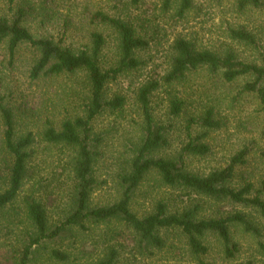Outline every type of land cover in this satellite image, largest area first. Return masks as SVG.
I'll use <instances>...</instances> for the list:
<instances>
[{
	"label": "trees",
	"instance_id": "1",
	"mask_svg": "<svg viewBox=\"0 0 264 264\" xmlns=\"http://www.w3.org/2000/svg\"><path fill=\"white\" fill-rule=\"evenodd\" d=\"M147 1L129 0V6L139 11ZM263 1L240 0L237 4L239 11L244 12L263 8ZM193 4L194 0H165L162 13L168 14L175 5V19L185 20L194 9ZM40 10L34 9L33 2L29 0H8L7 8H0V43L6 42L12 63L23 46H28L34 52L35 61L29 72L31 81L70 80L82 74L83 92H79L73 83L69 95L75 97L74 108L65 105V114L61 119L46 118L43 124L40 121L38 133L30 129L19 133L18 122L29 125L38 120L29 118L21 121L12 108L4 105V98L0 96L3 125L0 186L4 185L0 190V217L8 222L9 241L14 233L13 228L19 229L21 225L26 230L16 251V264H31L34 254L44 244L63 240L75 230L91 233L94 228H101L104 250L92 264H124L127 251L129 257L135 259L152 257L167 248L165 232L181 235L189 254L199 264H205L202 259L210 253L205 242L209 236L218 239L224 259L229 262H235L241 253L239 244L233 238V228H242L245 234L255 239L263 238L264 228L253 222V214L237 210L241 207L258 213L264 219V184L261 188H256L251 182L239 187L234 185L238 168L248 164L250 148L245 147L233 156L224 169L205 175L190 171L186 160L209 156L211 148L206 142L208 132L219 130L222 124L215 119L212 108L201 114L191 113L180 90L189 74L206 68L212 75L221 74L225 83L249 78L240 93L255 96L264 105V48L258 36L245 26H230L226 34L231 45L227 44L228 47L222 52L200 47L197 40L177 36L170 46L171 56L165 73L136 89V107L142 122L139 125L140 137L132 146L125 173L117 177L120 198L108 205L93 206L92 197L99 186L96 166L110 134L106 130L98 131L96 124L104 117L124 120L127 112V97L120 94L111 97L109 87L147 65L142 54L165 29L158 20L149 17V11L148 16L142 13L134 20L114 18L103 11L95 12L90 16V22L109 27L117 34L119 59L115 65L109 66L103 60L106 38L100 32L92 33L91 45L81 51L64 46L62 41H56L52 36L33 34L27 21L38 15L47 16L45 6ZM232 44L250 48L256 54L257 61L241 59ZM160 94L166 97L167 115L170 118H186L185 138L180 150L172 156L162 155L170 149L173 140L172 127L161 123L155 114L154 98ZM70 108L73 110L70 111ZM196 130L205 132L195 133ZM38 141L61 147L63 155L68 157L65 165L72 180L68 196L64 198L66 204L62 216L57 220L51 217L48 202L44 203L42 198L36 196V191H42L44 187L35 170V146ZM152 174H157L167 187L186 190L189 195L207 200L208 204L211 202V209H215L213 215L202 217V204L170 212L163 202L157 203L151 213L138 215L132 205L143 182ZM33 180L35 186L33 184L26 191L27 183ZM259 249L264 254V244L260 243ZM51 257L63 263L70 259L68 254L58 250L52 251ZM11 261L0 257V264H11Z\"/></svg>",
	"mask_w": 264,
	"mask_h": 264
},
{
	"label": "rangeland",
	"instance_id": "2",
	"mask_svg": "<svg viewBox=\"0 0 264 264\" xmlns=\"http://www.w3.org/2000/svg\"><path fill=\"white\" fill-rule=\"evenodd\" d=\"M29 1L33 2V8L36 10L44 6L48 10L47 16L38 15V17L28 18L27 25L33 34L52 36L56 41H62L64 46L81 51L91 45V34L100 32L106 38L103 60L109 66L115 65L119 59L117 34L109 27L92 24L90 16L95 12L103 11L114 18L134 20L137 16L143 15L142 13L148 16L149 11V17L158 20L165 29V32L151 43L148 51L142 54V59L147 65L109 87L111 97L115 94L127 97V112L124 120L104 117L96 124L98 131L106 130L110 134L108 141L101 149L102 157L96 166L99 186L92 197L93 206L108 205L120 198L117 177L125 173L126 161L130 158L132 146L140 137L139 125L142 122L136 107V89L146 81L154 77L158 79L165 73L171 56L170 46L177 36L197 40L200 47L222 52L227 44L231 45L226 34L228 28L245 26L247 30L258 36L264 48V6L261 9L240 12L237 4L240 0H194V9L185 20L175 19L177 7L175 5L171 12L163 14L162 6L165 0H148L146 6L141 7L139 11L130 8L129 0ZM45 1L47 2L42 7ZM7 5L8 0H0V8L6 9ZM232 45L241 59L247 62L257 61L256 54L250 48L238 44ZM34 61V52L28 46H23L12 63L6 42L0 43V96L4 98L3 103L12 108L23 122L29 118L38 120L29 125L18 122L19 133L25 132L26 129L38 133L41 129L40 121L43 124L46 118L61 119L65 114V108H69L70 105L73 107L75 103V97L69 95V89L73 83L79 92H83L84 76L82 74L70 80L58 78L31 81L29 72ZM221 76V74L212 75L203 68L189 74L186 82L180 86L191 113L201 114L206 109L212 108L215 111V119L222 124L219 130L208 132L206 142L211 148L210 155L204 158H189L185 164L194 173L209 174L213 170L227 167L233 156L248 147L251 150L248 164L238 168L234 185L239 187L251 182L256 188H261L264 184V105L255 96L240 93L249 78L225 83ZM165 98L164 94L157 95L154 98V107L158 120L172 127L173 142L170 149L162 153L165 156H172L180 150L185 138L186 118L185 116L170 118L167 115L168 103ZM73 108H70V111ZM2 132L0 115V143ZM203 132L205 131H195V133ZM66 157L67 155L61 152V147L48 146L39 141L35 146V170L44 185L42 191H36V196L42 198L44 203L48 202L50 215L55 220L62 216V210L66 204L64 198L68 196L72 180L71 174L66 169ZM33 184L35 186L34 180L28 182L26 191H29ZM3 188L4 185H1L0 190ZM159 202L166 203L170 212L202 204L204 207L202 217H211L215 210L211 209L213 205L211 202L208 204L207 200L189 195L186 190L167 187L157 174H152L140 187L132 209L138 215L145 216L151 213ZM228 210L231 211V208ZM237 210L253 214V222L264 228V219L258 213L241 207ZM7 226V220L0 217V257L8 258L12 260L11 264H16V251L20 247L21 237L26 230L24 231L25 226L21 225L19 229L13 228L14 233L9 241ZM102 233L101 228H94L91 233L75 230L71 236L63 240L44 244L41 250L34 254L31 264H92L104 250ZM232 233L234 241L241 249L237 260L235 262L225 260L220 242L217 238L209 236L205 242L210 248V253L202 259L205 264H237L249 261L254 264H264V254L259 249V244H264V237L255 239L245 234L242 228L237 227L232 229ZM164 236L167 238L165 250L156 252L152 257L138 259L129 257V251H127L124 255V264H199L189 254L181 235L165 232ZM54 250L68 254L69 261L63 263L52 259L51 252Z\"/></svg>",
	"mask_w": 264,
	"mask_h": 264
}]
</instances>
